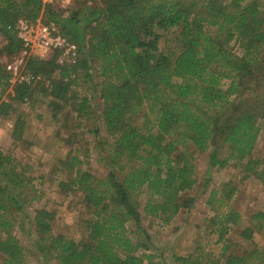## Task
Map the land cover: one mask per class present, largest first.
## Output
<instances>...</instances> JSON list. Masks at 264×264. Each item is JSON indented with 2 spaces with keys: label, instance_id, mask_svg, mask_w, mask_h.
I'll return each mask as SVG.
<instances>
[{
  "label": "trees",
  "instance_id": "trees-1",
  "mask_svg": "<svg viewBox=\"0 0 264 264\" xmlns=\"http://www.w3.org/2000/svg\"><path fill=\"white\" fill-rule=\"evenodd\" d=\"M19 17L53 22L77 44L79 58L72 65L59 62L58 51L26 60L34 76L53 78L43 91L54 116L79 96L71 87L80 69L101 100L99 116L111 138L102 143L105 177L80 169L70 156L65 165L71 174L58 182L60 190L79 193L84 203L88 217L80 240L55 233L53 212L45 207L26 216L39 253L56 264H160L142 218L168 222L193 206L188 193L197 183L196 153L208 152L209 166L218 169L244 163L245 172L264 181V167L258 171L264 153L253 155L257 119L264 116V0H73L68 5L0 0V34L6 40L0 53L21 49L15 29ZM168 29L176 30V50L159 47ZM93 76L99 78L96 83ZM8 79L0 64V118L15 112L2 99ZM223 80H228L225 88ZM32 83L15 85L14 105L33 94ZM92 96L83 93L73 111L89 115ZM23 125L16 118L13 134L19 135ZM33 181L0 145L2 264H29L28 249L13 231L23 205L40 197ZM233 192L228 185L213 188L206 200L213 211L209 232L221 244L217 255L210 258L196 247L194 253L176 255V264H264V249L254 241L256 232H264L263 210L250 215V224L238 233L239 249L231 250L229 233L241 219L230 205ZM140 193L145 194L141 212Z\"/></svg>",
  "mask_w": 264,
  "mask_h": 264
},
{
  "label": "rangeland",
  "instance_id": "rangeland-1",
  "mask_svg": "<svg viewBox=\"0 0 264 264\" xmlns=\"http://www.w3.org/2000/svg\"><path fill=\"white\" fill-rule=\"evenodd\" d=\"M63 18L67 13H63ZM20 18V17H19ZM175 29H168L160 38L161 50H176L174 37ZM66 37V36H65ZM73 39V38H72ZM71 41V40H70ZM76 47L75 41H72ZM6 45L5 38L0 34V48ZM50 55V54H49ZM21 49L15 52L2 51L0 64L5 67L16 64L20 74L27 70L23 61ZM73 56L58 57L59 62H71ZM30 74L32 72L28 70ZM31 81L33 94L20 105H14L12 95L5 93L4 100L11 103L15 112L8 118H0V145L5 154L10 155L22 167L25 173L34 178V186L40 195L39 199L31 204L23 205L22 214H17L15 221L17 227L13 233L20 243L27 247V259L29 264H56L54 260L39 253L36 249L35 231L28 225L27 217L33 215L36 208L45 207L53 212L52 227L55 233H62L76 240L84 236L83 221L88 216L85 213L84 203L79 193L68 189L60 190L58 182L66 180L71 172L66 169L65 162L70 156L76 157L78 167L98 177H105L108 168L106 166V147L102 146L107 137L103 122L99 116L101 100L92 91L89 80L82 77L80 69L77 70L76 83L71 87L72 91L79 94L76 101L69 99L62 110L55 116L49 101L51 100L43 91L44 85L51 82L48 77L40 74L35 75ZM74 76V75H72ZM98 77L93 76L92 83H96ZM50 81V82H49ZM228 80L222 81V87H226ZM91 87V88H89ZM87 94L93 95L91 99L90 114L79 116L73 108L79 98ZM20 117L23 121V129L19 135L13 134V122ZM259 128L258 140L253 152L254 157H263L264 153V116L257 119ZM226 151H223V154ZM195 170L197 183L188 195L194 196L193 206L190 209H181L168 222H163L161 217L143 216L142 223L148 233L151 251L156 255V261L160 264H176V255L194 253L198 247L202 254H210L213 258L219 252L220 243L215 242L216 234L209 232V217L213 211L206 200L209 191L213 188L220 190L225 185L234 189L230 199V205L241 214L240 222L233 226L229 233V240L233 244L232 251L239 249L235 244L238 242V233L243 226L250 224V215L258 210L264 211V181L253 173H247L244 163L234 165L230 162L222 169L209 166L208 152L195 154ZM264 164L258 168L262 171ZM138 207L141 209L145 202V194L136 195ZM127 227L135 232L133 222H128ZM135 236V233H134ZM255 243L264 249V232L254 234ZM31 250V251H30ZM196 255V254H194ZM2 264V255H0Z\"/></svg>",
  "mask_w": 264,
  "mask_h": 264
},
{
  "label": "built area",
  "instance_id": "built-area-1",
  "mask_svg": "<svg viewBox=\"0 0 264 264\" xmlns=\"http://www.w3.org/2000/svg\"><path fill=\"white\" fill-rule=\"evenodd\" d=\"M43 4L59 3L61 5H68L73 0H40ZM88 4L92 1L99 2L100 0H86ZM17 37L21 43V59L26 63L29 57H36L40 59L48 58L53 51H58L60 57L73 56L71 62L76 61V47L75 44L65 37L53 22H45L42 17L35 20H29L26 17H20L15 23ZM61 59H59L60 61ZM9 74L8 86L5 93L13 96V89L17 83L22 81H31L36 76L30 74L28 70H24L21 74L16 64H9L6 66ZM5 93L3 94L5 96ZM4 100V97L2 96Z\"/></svg>",
  "mask_w": 264,
  "mask_h": 264
}]
</instances>
